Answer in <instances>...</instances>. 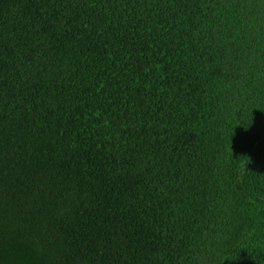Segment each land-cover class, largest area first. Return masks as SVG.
<instances>
[{
    "label": "trees",
    "instance_id": "obj_1",
    "mask_svg": "<svg viewBox=\"0 0 264 264\" xmlns=\"http://www.w3.org/2000/svg\"><path fill=\"white\" fill-rule=\"evenodd\" d=\"M0 264H264V0H0Z\"/></svg>",
    "mask_w": 264,
    "mask_h": 264
}]
</instances>
